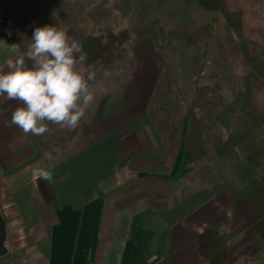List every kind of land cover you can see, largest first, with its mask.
I'll return each mask as SVG.
<instances>
[{
	"label": "crops",
	"instance_id": "1",
	"mask_svg": "<svg viewBox=\"0 0 264 264\" xmlns=\"http://www.w3.org/2000/svg\"><path fill=\"white\" fill-rule=\"evenodd\" d=\"M72 7L53 13L80 44L92 25ZM138 37L125 79L107 90L95 112L86 108L80 136L61 149L58 141L71 129L49 124L42 137L25 135L11 122L20 102L0 97V212L7 244L10 238L17 247L31 246L44 264H207L198 236L213 228L220 264H264V194L241 197L215 183L162 213L146 206L109 210L115 183L148 176L179 183L200 165L186 142L193 67L173 62L152 38ZM15 48L7 51L6 71L8 60L24 54ZM41 168L53 172L52 183L35 178Z\"/></svg>",
	"mask_w": 264,
	"mask_h": 264
},
{
	"label": "trees",
	"instance_id": "2",
	"mask_svg": "<svg viewBox=\"0 0 264 264\" xmlns=\"http://www.w3.org/2000/svg\"><path fill=\"white\" fill-rule=\"evenodd\" d=\"M194 1L201 9L222 15L225 24L235 35L240 53L250 70L241 77L230 100L220 108L210 99L217 94L213 88L205 85L196 90L189 104L188 117L192 107H201L213 110L215 120L205 123L191 115L187 146L194 160L205 156L204 147L208 144L218 160H234L238 151L264 126V0ZM71 2L80 4L82 0H14L11 40L25 53L36 27L52 25L60 29L61 22L52 12L58 8L70 9L73 6H68ZM42 9L44 11L40 18L38 14ZM130 34L128 29L118 32L107 29L98 35L83 37L81 45L87 53L85 67L95 64L110 66L121 57H126L125 47L129 44ZM128 64L129 60L127 68ZM217 125L226 132V138L223 139L221 130H216ZM244 160L246 173L254 183L249 198L256 197L264 193V141L248 151ZM215 178L213 169L208 165L186 174L179 183L156 176L135 178L120 191L116 207L109 208V202L107 206L111 213L120 210L134 212L138 209L136 205L144 202L155 213H162L195 189L213 186ZM198 244L199 252L207 264H220V240L216 230L208 228L203 231L198 236Z\"/></svg>",
	"mask_w": 264,
	"mask_h": 264
},
{
	"label": "rangeland",
	"instance_id": "3",
	"mask_svg": "<svg viewBox=\"0 0 264 264\" xmlns=\"http://www.w3.org/2000/svg\"><path fill=\"white\" fill-rule=\"evenodd\" d=\"M151 2H154L153 6ZM81 4L82 9L79 6ZM72 5L73 13L77 16L91 14L90 17L88 16L92 25L91 30L88 33L85 32L82 38L87 35H98L107 29L114 32L123 29L131 31L129 44L125 47L126 57H121L110 66L90 65L96 73L95 79L89 82L95 100L89 105L87 111L95 112L107 90L125 79L128 74L127 61H130V47L139 38L138 36L146 35L152 38L159 49L173 62L181 59L184 63L191 64L195 73V82L187 87L191 101L199 87L208 85L217 93L210 99L216 103L217 108H220L230 100L241 77L250 70L249 64L240 53L235 35L225 24L222 15L216 11L201 9L194 0H82L80 4L71 2L68 6ZM8 7L13 16L14 0H9ZM43 11V9L40 10L38 14L40 18ZM59 21L60 29H63L65 24ZM15 49L12 41L0 38V65H4L7 53ZM190 112V119L192 115L196 120L205 123H212L215 120L214 111L208 108L192 107ZM80 122L76 129H71L74 136H71L72 133L69 130L68 134L63 133L56 149L67 146L74 138L80 136L82 132ZM216 130H221L223 137L225 133L226 138V132L219 125ZM263 141L264 126L259 128L251 141L238 151L236 159L224 161L215 158L211 151L212 147L208 144L204 147L205 156L195 159L200 164L196 170L208 165L215 173L216 183L226 185L228 190H239L241 197L248 196L254 189V183L246 173L244 158L248 151L262 144ZM131 180L120 184L115 183L109 190L107 195L110 198L107 201L109 208L116 207L120 191ZM142 206H145L144 202H139L136 208ZM18 233L21 231L19 230ZM8 239V244L6 242L8 252L0 258V264H44L43 257H39L34 248L27 245L17 247L10 238Z\"/></svg>",
	"mask_w": 264,
	"mask_h": 264
},
{
	"label": "clouds",
	"instance_id": "4",
	"mask_svg": "<svg viewBox=\"0 0 264 264\" xmlns=\"http://www.w3.org/2000/svg\"><path fill=\"white\" fill-rule=\"evenodd\" d=\"M30 62V63H29ZM87 53L66 31L52 25L36 27L26 52L0 70V96L20 104L11 122L25 135L42 137L49 124L76 129L95 100L90 81L96 73ZM37 180L53 182V172L37 169Z\"/></svg>",
	"mask_w": 264,
	"mask_h": 264
},
{
	"label": "built area",
	"instance_id": "5",
	"mask_svg": "<svg viewBox=\"0 0 264 264\" xmlns=\"http://www.w3.org/2000/svg\"><path fill=\"white\" fill-rule=\"evenodd\" d=\"M8 2L9 0H0V38H10L14 25L13 16L9 12ZM0 70L6 72L3 65H0Z\"/></svg>",
	"mask_w": 264,
	"mask_h": 264
},
{
	"label": "water",
	"instance_id": "6",
	"mask_svg": "<svg viewBox=\"0 0 264 264\" xmlns=\"http://www.w3.org/2000/svg\"><path fill=\"white\" fill-rule=\"evenodd\" d=\"M8 248L6 246V221L0 212V258L7 254Z\"/></svg>",
	"mask_w": 264,
	"mask_h": 264
}]
</instances>
